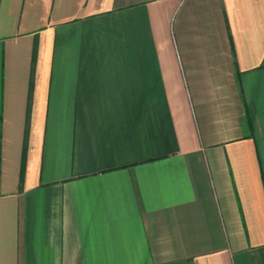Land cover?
<instances>
[{
	"label": "crops",
	"instance_id": "crops-1",
	"mask_svg": "<svg viewBox=\"0 0 264 264\" xmlns=\"http://www.w3.org/2000/svg\"><path fill=\"white\" fill-rule=\"evenodd\" d=\"M0 264H264V0H0Z\"/></svg>",
	"mask_w": 264,
	"mask_h": 264
},
{
	"label": "trees",
	"instance_id": "trees-1",
	"mask_svg": "<svg viewBox=\"0 0 264 264\" xmlns=\"http://www.w3.org/2000/svg\"><path fill=\"white\" fill-rule=\"evenodd\" d=\"M25 149H26V146H25V143H24V147H23V153H22V168H21V180H22V176H23V167H24V160H25Z\"/></svg>",
	"mask_w": 264,
	"mask_h": 264
}]
</instances>
